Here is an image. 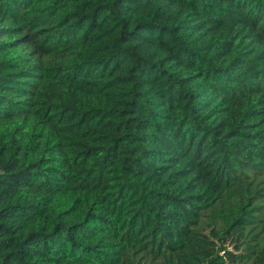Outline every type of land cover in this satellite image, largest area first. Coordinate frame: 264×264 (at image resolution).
I'll return each mask as SVG.
<instances>
[{
    "label": "trees",
    "instance_id": "trees-1",
    "mask_svg": "<svg viewBox=\"0 0 264 264\" xmlns=\"http://www.w3.org/2000/svg\"><path fill=\"white\" fill-rule=\"evenodd\" d=\"M0 264H264V0H0Z\"/></svg>",
    "mask_w": 264,
    "mask_h": 264
}]
</instances>
